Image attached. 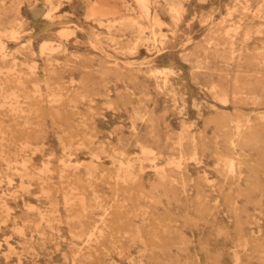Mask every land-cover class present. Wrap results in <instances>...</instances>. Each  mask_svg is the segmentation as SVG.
I'll list each match as a JSON object with an SVG mask.
<instances>
[{
	"label": "rangeland",
	"instance_id": "374dc122",
	"mask_svg": "<svg viewBox=\"0 0 264 264\" xmlns=\"http://www.w3.org/2000/svg\"><path fill=\"white\" fill-rule=\"evenodd\" d=\"M0 264H264V0H0Z\"/></svg>",
	"mask_w": 264,
	"mask_h": 264
},
{
	"label": "bare ground",
	"instance_id": "6f19581e",
	"mask_svg": "<svg viewBox=\"0 0 264 264\" xmlns=\"http://www.w3.org/2000/svg\"><path fill=\"white\" fill-rule=\"evenodd\" d=\"M57 106V105H56ZM238 126V125H237ZM239 129V128H238ZM104 175V174H103ZM126 181H127V179H126ZM60 222V221H59ZM244 227V226H243ZM146 241V240H145Z\"/></svg>",
	"mask_w": 264,
	"mask_h": 264
}]
</instances>
